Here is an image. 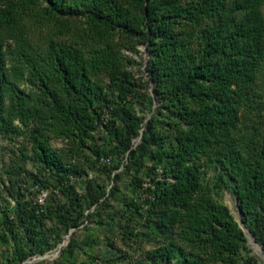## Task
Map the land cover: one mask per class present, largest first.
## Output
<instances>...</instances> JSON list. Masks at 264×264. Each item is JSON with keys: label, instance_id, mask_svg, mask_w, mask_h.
<instances>
[{"label": "trees", "instance_id": "16d2710c", "mask_svg": "<svg viewBox=\"0 0 264 264\" xmlns=\"http://www.w3.org/2000/svg\"><path fill=\"white\" fill-rule=\"evenodd\" d=\"M0 140V264H261L264 0H0Z\"/></svg>", "mask_w": 264, "mask_h": 264}, {"label": "rangeland", "instance_id": "374dc122", "mask_svg": "<svg viewBox=\"0 0 264 264\" xmlns=\"http://www.w3.org/2000/svg\"><path fill=\"white\" fill-rule=\"evenodd\" d=\"M139 49H140V51L142 53V57L138 56L136 58L138 59V61L141 62V61L146 59L147 55H146V52H145L143 46H140ZM141 71H143V68L141 66L135 68V72L139 76L142 75ZM150 90H151V88H150ZM156 106H157V103L155 102L154 108ZM138 142H139V138L134 140V144H138ZM52 147L54 149H56V150H64V149L67 150V145L62 143V142H59V141L58 142H53L52 143ZM11 150H13L12 145H7L6 142L0 140V168H2L1 167L2 163L7 161L8 156L11 154ZM87 162H88L87 161V156L84 154V152L79 151V152L75 153L73 159H71L69 163L72 164V165H78L80 168H82V170H86ZM106 164L109 165L110 163H106ZM121 170H122V168L119 169L118 171H114L113 174L114 173L116 174V173L120 172ZM87 172H88V175L86 177L84 176L83 179H85V180L89 179L90 180L92 178H95L94 173L92 174V173H90V171H87ZM143 182H144L143 183V187L144 188H148L151 185V183H149V180L146 179V178L144 179ZM119 183L121 185L120 187H121V191L122 192H126L127 191V193H130L129 192V187H128V181L126 180L125 177H123V178L121 177ZM114 184L115 183L113 182V180L108 181V183H107V191H109L110 188L112 186H114ZM5 186H6V188L9 187V185L7 184V179L6 178H5ZM34 189L36 191L38 190L36 186L34 187ZM2 195H4V194H2ZM46 195H47V191H41L40 192V194L37 196V199H36L38 204H42L43 199L45 198ZM130 196H131V194L128 196V198ZM220 198H221L220 200L225 205L228 206V208L230 209L232 215L237 220L240 216H239V213H238V210H237L236 199H235V196H234L233 192L230 191V190H224L222 192ZM9 200H10L9 201L10 205H8V206L11 209H13V207H14V199L11 198ZM145 200H146V194L144 192H140V190H139V193L137 194V196L135 198V202L143 206ZM6 210L8 211V209H2L1 211L6 212ZM70 235H71V233H69L67 235H64L62 241L60 242V244L58 245V247L56 249L46 253L43 256H33L31 258H28L25 261V263L26 264H53L55 261H58L59 255H60V249L62 247H65L68 244L69 239H70ZM86 235H87V237L82 239V242H87L89 240V238H91V237L94 238L96 243L93 246L94 249H93V253L92 254L93 255H97V253H99L101 250H103L104 238L106 236L105 233H104V230L103 229L93 230L92 232L86 233ZM81 236H83V234L78 232L76 238L80 239ZM111 237H112V235H111ZM116 246L121 247V245H120V243L118 241H116ZM248 246H249L252 254L255 255L258 258V260L260 261L261 264H264V255L261 254L260 249L258 247H256V245L252 242V240L250 238H249ZM144 248H148V247L145 246ZM84 251H86V247H84ZM84 258H86V256L83 257V258H80V260H83ZM134 259L138 260L139 259V254H135ZM92 264H103V263L100 260V261H95Z\"/></svg>", "mask_w": 264, "mask_h": 264}, {"label": "water", "instance_id": "95a60500", "mask_svg": "<svg viewBox=\"0 0 264 264\" xmlns=\"http://www.w3.org/2000/svg\"><path fill=\"white\" fill-rule=\"evenodd\" d=\"M237 204V203H236ZM237 210H238V213H239V218L236 220L237 221V223H238V225L240 226V228L243 230V232H244V234H245V236H246V239H247V243L249 244V233H248V231H247V229H246V227L244 226V223H243V221H242V214H241V211H240V209L238 208V206H237ZM253 239V238H252ZM254 240V239H253ZM254 242L256 243V241L254 240ZM257 244V243H256ZM259 247H260V249H261V252H262V254L264 255V252H263V250H262V248H261V246L259 245V244H257Z\"/></svg>", "mask_w": 264, "mask_h": 264}, {"label": "built area", "instance_id": "2783aa9c", "mask_svg": "<svg viewBox=\"0 0 264 264\" xmlns=\"http://www.w3.org/2000/svg\"><path fill=\"white\" fill-rule=\"evenodd\" d=\"M103 163H109V160L108 159H102L101 160Z\"/></svg>", "mask_w": 264, "mask_h": 264}, {"label": "bare ground", "instance_id": "6f19581e", "mask_svg": "<svg viewBox=\"0 0 264 264\" xmlns=\"http://www.w3.org/2000/svg\"><path fill=\"white\" fill-rule=\"evenodd\" d=\"M256 244V243H255ZM260 248V247H259ZM261 250V249H260ZM261 254H262V252H261Z\"/></svg>", "mask_w": 264, "mask_h": 264}]
</instances>
